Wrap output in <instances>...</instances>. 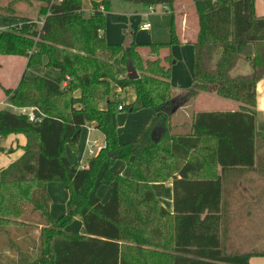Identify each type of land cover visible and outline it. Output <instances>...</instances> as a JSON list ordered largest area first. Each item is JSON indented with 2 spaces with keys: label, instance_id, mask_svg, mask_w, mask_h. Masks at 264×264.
Returning <instances> with one entry per match:
<instances>
[{
  "label": "trees",
  "instance_id": "trees-1",
  "mask_svg": "<svg viewBox=\"0 0 264 264\" xmlns=\"http://www.w3.org/2000/svg\"><path fill=\"white\" fill-rule=\"evenodd\" d=\"M21 1L32 14L11 15L12 3ZM119 1L149 8L172 7L177 0ZM193 1L199 28L193 43V81L179 101L213 93L240 103V108L195 115L188 135L198 137L201 146L188 162L172 152V144L184 136L171 121L177 107L171 50L181 44L174 17L168 43L138 44L134 32L128 44L114 45L106 41V17L99 10H108L111 0L95 4L89 17L82 0H10V6L0 7V19L20 22L0 32V56L24 57L28 69L44 67L60 74L59 81L43 75L27 80L24 75L15 89H4L12 107L36 108L43 117L31 122L26 114L0 111V137L26 138L18 147L23 155L0 169V235L6 238L0 264L5 250L22 251L23 243L27 251H37V257L22 258L18 264H250L252 257L264 258V253L231 252L227 247L230 204L217 176V166L226 171L255 164L264 17L256 15V0ZM142 49L153 58L144 57ZM128 62L138 72L137 80L128 78ZM127 88L136 94L128 105L115 93ZM144 109L156 113L151 133L136 144H122L119 114ZM91 124L104 135L106 148L82 169L70 161L66 147L76 150L82 128ZM118 161L128 165L131 178L113 174ZM169 181L173 214L152 189ZM53 182L69 190L68 211L59 220L50 214L47 185ZM103 186L111 189L104 204L98 195ZM35 213L40 223L32 219ZM75 216H80L85 236L64 232ZM4 262L9 264L6 258Z\"/></svg>",
  "mask_w": 264,
  "mask_h": 264
},
{
  "label": "crops",
  "instance_id": "crops-1",
  "mask_svg": "<svg viewBox=\"0 0 264 264\" xmlns=\"http://www.w3.org/2000/svg\"><path fill=\"white\" fill-rule=\"evenodd\" d=\"M115 1H119V0H111L108 10H105L104 6H100L99 10L102 11L106 17V30L104 32L106 41L109 44L121 45L119 44L120 42L114 43L115 40H112L115 39L114 34L110 31L109 29L110 27L108 25L109 18L112 14L116 13L115 22L117 23L119 32L123 30L124 35H126L129 32L132 33L134 32V29H136V36H137L138 35L137 31L139 29H143L142 26L146 24V22L140 19V16L142 14H139L137 10L138 7H142L143 5L134 4L136 9H133L132 12H124V14L129 13L130 15V19H128L127 21L125 16H123L124 14H122V12L113 9ZM101 2H103V0H82V9L84 15L86 17L91 16L94 13L93 6ZM145 8L149 9L148 7ZM168 8H169V12L167 13H170L172 15V18L174 17L176 31L181 41V44L174 46V47L178 46L180 48L174 49L173 47L171 53L172 51H174L175 53L177 51L180 52L181 49L185 51L187 55L185 62H183L184 60L181 61L179 60L177 66H176L177 62H175V65L172 68L171 85L175 92V99H176L175 101L177 103L176 105L178 109L172 113L171 121L173 123V126L176 127V131L184 135V136H180L177 139V141L172 144V152L181 161L188 162V160L191 158L192 153L199 150L201 146V140L198 137L188 135L192 123L194 121L195 115L204 112H235L239 110L240 103L232 100L224 99L213 93H200L196 97L191 98L189 101L186 102L179 101V98L182 97L183 95H186L187 92L192 87L193 66H194L193 43L196 41L199 31L198 18L196 15V9L193 0H177L175 1L172 7L168 6ZM129 10H131V7L129 8ZM255 12L258 17H264V0H256ZM143 15H146V13ZM141 21L143 22L140 24ZM170 26L168 27L169 35H170V31H169ZM148 39L149 40H145V39L139 40L137 38L136 42L138 44L153 43L152 41L154 40L152 37ZM140 52L146 58H153L148 55L149 51L147 49H142L140 50ZM117 63L119 64V60H116L115 65L117 68L119 66L118 69L120 71H123V67L121 66V64L117 65ZM27 64H28V59H27ZM243 70H244L243 72L248 71L247 69H243ZM24 75H26V73ZM21 79L20 78L18 79V84L21 81ZM33 79L34 78H31L30 80ZM13 87H9V88L7 87V88L11 89ZM116 92L119 94L120 97L119 99L124 104L127 105L134 102L136 98L135 90L133 88H127L125 90L116 89ZM77 95H79V93H77ZM0 107L11 108L12 106L8 104L6 101H0ZM2 110H7V109L0 108V111ZM256 110H257V122H256L257 135L255 138L256 159L254 166L250 168H232L226 171H223V169L220 166H217V176L221 178L223 184V198L225 200L232 201L227 212V216L229 217V220L227 223L228 225L226 227V230L230 231L231 233L235 232V230L240 231L242 233L249 232L250 229L248 230V222H249L248 219L252 218V216L255 217L258 216L260 218V222L262 224L264 222V217H263L264 216V79L258 84L257 87ZM19 111L20 113H22L23 109ZM122 113L119 114L118 122H117L118 136L122 144H136L151 133L156 121V113L152 109H144L136 113H130L128 115ZM95 127H96L95 124H91L82 128L83 132H81L76 150L72 149L73 151H71L70 146L66 147V153L71 162L79 163V165L88 163V160L90 158L87 157L86 155L87 141L91 139L94 132H100ZM4 140L6 141L8 140L7 144L12 145L13 150L12 153L7 154L6 156L0 151V169H5L11 163L18 160L23 155V151L21 150V148H18V146L22 147L26 144V138L22 135L10 136L8 138L0 137V143H1L0 148L5 147L6 141ZM7 156L8 158H6L5 159L6 161L4 162L3 158ZM74 157H76L75 160ZM112 172L115 176H121L125 178H131L132 176V173L128 165L122 161H118L115 163V165L112 168ZM152 189L160 204L169 213L173 214L174 213L173 181H169L167 183H155L152 185ZM47 193L51 200L50 214L54 220H59L60 218H62L64 215L67 214L69 190L64 184L53 182L47 185ZM98 195L101 199V202L104 204L108 202L111 198V189L107 186H103L100 188ZM39 228L41 229V226ZM64 232L72 236H85L86 231L80 216H75L71 221V223L64 228ZM34 234L37 235L38 237L39 230L35 229ZM228 238H229L228 241L230 242L233 241V237H231V234L229 235ZM36 239L37 238H35V240ZM17 242H20V239ZM20 246L22 247V251L17 250L15 248H13V251H9V250L4 251L3 257L8 260L9 264H18L20 260H22V258L29 256L32 257V259H36L37 251L34 252L32 250L27 251V247H28L27 243H23ZM33 246H37V244L34 243ZM227 247L231 249V245L229 244V242ZM4 264L6 263L4 262ZM250 264H264V258L252 257L250 260Z\"/></svg>",
  "mask_w": 264,
  "mask_h": 264
},
{
  "label": "rangeland",
  "instance_id": "rangeland-1",
  "mask_svg": "<svg viewBox=\"0 0 264 264\" xmlns=\"http://www.w3.org/2000/svg\"><path fill=\"white\" fill-rule=\"evenodd\" d=\"M10 0H0V7H4L6 5L10 6L11 3ZM131 7V10H129V8ZM113 9H115L116 11L119 10L120 12H122V14H124V12H132L133 9L135 8L134 4L131 3H124L121 1H115L114 2V6ZM31 10H33L31 7H29L27 5V3L25 1H21V2H16V3H12V8L10 10L11 15L13 16H19L20 14L23 16L26 15H30L32 14ZM139 14H142L140 16V19H142L143 21H145L146 23H149L152 25V28L149 31L143 30V29H139L137 31L138 35L136 36L135 40H137V38L139 40H149L148 38L152 37L154 41H152L153 43H168L171 40V37L169 35L168 32V27L170 26L171 20H172V15L170 13H167L165 11H163L161 6H157L156 7V14L152 15L148 13V9H146L145 7H138L137 8ZM114 13V12H113ZM146 15H143L145 14ZM115 14H112L109 18V29L110 31L114 34V38L112 40H115L114 43H118L121 45H126L130 42L131 40V36L132 33L136 32V29H134V32L132 33H127L126 35L123 34V30H121L119 32V28L117 27V23L115 22ZM123 16H125L126 20L128 21V19H130V15L129 13L124 14ZM141 21L140 24L143 22ZM19 22V20L16 19H5V18H1L0 21V25H3L4 27H6L8 30H12L15 28V25H17ZM135 23V22H134ZM112 38V37H111ZM180 47H174V49H178ZM175 61L176 66L179 63V60H184L183 62H185L186 60V52L180 49V52H174L172 51ZM121 62L119 60V64L117 63V65H120ZM119 68V66H118ZM25 75V78L27 80H30L31 78H35L38 75H43V76H49L51 77L53 80L55 81H59L60 78V74H58L59 72L55 69H47L44 67H37V68H31L28 69L27 68V59L23 58V57H16V56H0V101H7V98L5 96L4 93V89H8L9 87H16L18 84V79L22 78ZM48 77V78H49ZM177 77V75H176ZM8 87V88H7ZM11 88V89H15V88ZM116 98L119 99V94L116 92ZM121 96V95H120ZM190 100V99H189ZM188 100V101H189ZM1 109H7L8 111H11L13 113H20V111L16 108H8V107H0ZM30 109V108H27ZM122 114L128 115L130 113L127 112H123ZM81 132H83V130H81ZM10 136H16V135H10ZM8 136V137H10ZM6 137V138H8ZM92 140L94 139H99L101 142H104L105 138L103 136V134H101L100 132H94L92 137ZM6 141V140H4ZM8 141V140H7ZM5 144V147L0 148L1 153L5 154V156L7 154L12 153L11 151L13 150V146ZM1 144V143H0ZM19 147V146H18ZM85 150V148H84ZM87 150V149H86ZM71 151L72 148H71ZM76 153V152H75ZM84 154V151H83ZM87 155V154H86ZM76 156V154H75ZM87 157H89L87 155ZM7 157L3 158V161L5 162ZM76 157H74L75 160ZM3 162V163H4ZM79 162V161H78ZM123 162V161H122ZM229 202V204H231L232 201L227 200ZM28 210H31V207H28ZM264 217V216H263ZM32 219L35 222L40 223V215L39 213H35L34 216L32 217ZM237 220V217H236ZM248 230L250 229L249 232L246 233H242L240 231H236L231 233V237H233V241H228L229 244L231 245V252H239V253H264V222L263 224L260 222V218L257 216H252V218L248 219ZM46 224V223H45ZM47 226V225H46ZM33 227H37L36 223H33ZM5 241V235L1 236L0 235V250L2 248H5V243H3L2 245V241ZM4 255V252H3ZM3 257V256H2ZM256 257V256H255ZM1 264H4V257L2 258V262Z\"/></svg>",
  "mask_w": 264,
  "mask_h": 264
},
{
  "label": "built area",
  "instance_id": "built-area-1",
  "mask_svg": "<svg viewBox=\"0 0 264 264\" xmlns=\"http://www.w3.org/2000/svg\"><path fill=\"white\" fill-rule=\"evenodd\" d=\"M62 0H55V2H61ZM157 6L149 7V13L154 15L156 14ZM163 11L169 12V8L166 5H161ZM143 29L149 30L151 28V25L146 23L142 26ZM8 29L4 27L3 25H0V32L7 31ZM63 86H66V82L63 83ZM122 108H120L121 110ZM23 114H26L29 118V121L31 122H40L42 120L43 114L36 108H30V109H23ZM92 129V128H91ZM106 148V142H101L99 139H89L87 141V155L89 158L96 157L101 151H103ZM80 167L82 169H86L88 167V163L81 164Z\"/></svg>",
  "mask_w": 264,
  "mask_h": 264
},
{
  "label": "water",
  "instance_id": "water-1",
  "mask_svg": "<svg viewBox=\"0 0 264 264\" xmlns=\"http://www.w3.org/2000/svg\"><path fill=\"white\" fill-rule=\"evenodd\" d=\"M126 70H127L128 78L130 80L134 81V80H137L139 78V74L136 71V69L133 67L131 62L127 63ZM177 109H178V107H175V109L172 111V113L175 112Z\"/></svg>",
  "mask_w": 264,
  "mask_h": 264
}]
</instances>
